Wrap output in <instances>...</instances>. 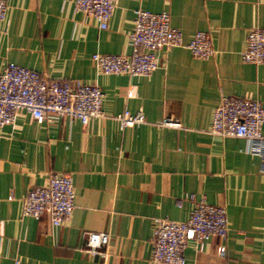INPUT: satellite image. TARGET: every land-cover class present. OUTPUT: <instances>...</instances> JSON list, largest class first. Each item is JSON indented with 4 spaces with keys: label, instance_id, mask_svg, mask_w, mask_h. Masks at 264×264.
<instances>
[{
    "label": "crops",
    "instance_id": "0c3cea01",
    "mask_svg": "<svg viewBox=\"0 0 264 264\" xmlns=\"http://www.w3.org/2000/svg\"><path fill=\"white\" fill-rule=\"evenodd\" d=\"M5 1L0 72L13 61L49 78L95 83L105 116L85 125L69 116L37 122L23 110L0 128V264H161L150 261L153 218L185 220L199 198L226 210V256L213 236L200 247L187 242L184 264H264L259 156L244 138L209 131L222 95L264 105V64L240 55L247 30L264 26V0H115L104 29L87 24L73 0ZM137 7L167 11L184 41L208 30L213 56L172 46L157 51L149 75L99 71L93 52H130ZM124 109L142 110L145 122L121 127L114 116ZM166 116L181 125H162ZM53 172L70 173L74 187L71 216L58 226L46 213L21 214L27 189ZM89 231L109 233L105 260L84 251Z\"/></svg>",
    "mask_w": 264,
    "mask_h": 264
},
{
    "label": "built area",
    "instance_id": "2783aa9c",
    "mask_svg": "<svg viewBox=\"0 0 264 264\" xmlns=\"http://www.w3.org/2000/svg\"><path fill=\"white\" fill-rule=\"evenodd\" d=\"M115 0H73V8L81 13L87 24L99 29L108 25ZM6 1L0 0V22L6 17ZM129 53L93 52L91 59L103 73L149 75L158 67L157 51L161 48L184 46L198 58H210L215 49L208 30H197L184 41L182 31L171 25L165 10L134 9L133 26L129 34ZM241 59L264 64V26H252L245 35ZM132 95L128 89L127 96ZM104 93L95 83L73 78H49L35 69L7 61L0 72V128L12 124L20 111L29 112L37 122L54 120L60 116L77 118L87 124L94 117H103ZM121 127L145 122L142 110L124 109L114 116ZM166 126H180L177 118L166 116ZM264 105L248 96L222 95L214 107L209 131L217 136L242 137L247 150L260 159L264 171ZM74 187L70 173H50L45 182L31 185L22 200L21 214L40 218L48 214L53 226L67 221L74 207ZM227 215L224 206L211 204L203 198L194 201L187 219L154 217L150 261L161 264H184L183 250L187 242L196 247L213 236L219 239L218 256H226L225 238ZM109 233L89 231L84 251L105 260L109 255ZM15 264H20L17 260Z\"/></svg>",
    "mask_w": 264,
    "mask_h": 264
}]
</instances>
